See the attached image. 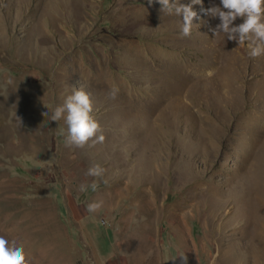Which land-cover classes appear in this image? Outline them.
<instances>
[{
    "label": "rangeland",
    "instance_id": "374dc122",
    "mask_svg": "<svg viewBox=\"0 0 264 264\" xmlns=\"http://www.w3.org/2000/svg\"><path fill=\"white\" fill-rule=\"evenodd\" d=\"M213 3L183 36L158 0H0V228L30 264H264V54ZM74 88L103 142L51 121Z\"/></svg>",
    "mask_w": 264,
    "mask_h": 264
},
{
    "label": "clouds",
    "instance_id": "9594fccd",
    "mask_svg": "<svg viewBox=\"0 0 264 264\" xmlns=\"http://www.w3.org/2000/svg\"><path fill=\"white\" fill-rule=\"evenodd\" d=\"M153 0H149L152 3ZM162 10L174 13L180 17V33L183 36L191 34L194 25L193 19L197 12L192 5L202 3V0H189L182 3L180 0H158ZM211 17H218L217 23L211 31L224 32L227 39H234L237 43L247 42L248 56L258 57L264 54V0H219V4H211L208 8L202 9ZM237 17H242V22L234 23ZM118 87L113 86L109 92L111 98H115ZM45 112L49 116L48 110ZM93 104L90 93L82 88H74L71 94L64 98L62 104L55 105L51 111V121H59L63 118L66 129L65 141L67 144L83 146L90 138L93 142H103L104 135L100 131L99 122L92 115ZM105 169L100 164H93L87 169V175L92 177H102ZM88 187L96 189L95 180L90 185L81 183L78 186L80 192H84ZM102 201H92L87 204L89 212H95L100 208ZM181 264H187V257L178 254ZM0 264H30V257L27 255L24 243L19 237L5 228H0Z\"/></svg>",
    "mask_w": 264,
    "mask_h": 264
},
{
    "label": "bare ground",
    "instance_id": "6f19581e",
    "mask_svg": "<svg viewBox=\"0 0 264 264\" xmlns=\"http://www.w3.org/2000/svg\"><path fill=\"white\" fill-rule=\"evenodd\" d=\"M144 63V62H143ZM162 65V64H161ZM160 66V65H159ZM156 67V66H155ZM153 68V67H152ZM175 68V67H174ZM160 69V68H159ZM152 70V69H151ZM157 70V69H156ZM155 72V71H154ZM157 73V72H156ZM154 74V73H153ZM154 75H156V74H154ZM196 79V78H195ZM198 79V78H197ZM168 82V81H167ZM208 82V81H207ZM205 86H206V83H205ZM208 86V85H207ZM172 88H173V86H172ZM171 88V89H172ZM181 88V87H180ZM176 90H177V88H176ZM186 91V90H185ZM205 91V90H204ZM205 92H207V90L205 91ZM159 94H160V91L158 90V94H157V96H159ZM174 99V98H173ZM161 104V103H160ZM153 105V104H152ZM161 107V106H160ZM264 151V150H263ZM264 154V153H263ZM255 187V186H254ZM253 188V187H252ZM260 206V204L257 206V208ZM247 216V215H246ZM254 218H255V216H254ZM252 220V219H251ZM264 220V219H263ZM263 222V221H262ZM264 223V222H263ZM253 231V230H252ZM255 236H251L250 238H249V241H251L252 242V246L253 247H256L257 246V244H254L255 243V240H257L258 238H259V236L257 235L256 237H258L257 239L256 238H254ZM248 239V238H247ZM259 245H261V246H263L264 247V236L261 238V241H260V243H259ZM216 247V246H215Z\"/></svg>",
    "mask_w": 264,
    "mask_h": 264
},
{
    "label": "crops",
    "instance_id": "0c3cea01",
    "mask_svg": "<svg viewBox=\"0 0 264 264\" xmlns=\"http://www.w3.org/2000/svg\"><path fill=\"white\" fill-rule=\"evenodd\" d=\"M90 245H93V244L91 243ZM96 252H97V250H94V252H93L94 258L98 259V258L95 257L96 256ZM111 258H113V255L110 256L108 259L104 260L103 262H101L100 264H115L114 261L111 260Z\"/></svg>",
    "mask_w": 264,
    "mask_h": 264
}]
</instances>
